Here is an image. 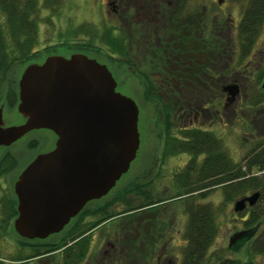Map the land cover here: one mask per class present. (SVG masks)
I'll return each mask as SVG.
<instances>
[{
    "label": "rangeland",
    "instance_id": "obj_1",
    "mask_svg": "<svg viewBox=\"0 0 264 264\" xmlns=\"http://www.w3.org/2000/svg\"><path fill=\"white\" fill-rule=\"evenodd\" d=\"M199 1L202 3L204 16L209 20H218L219 23L232 24L233 28L235 27L232 28V34L237 43L240 37L237 25L242 11L245 9L246 2L244 0H222L220 3L217 0ZM170 3L171 7L165 8L168 11L170 10L172 15L174 12L181 10V7L185 4L188 5V7L186 5L187 8L193 7V9L187 11L188 23L190 13L192 15V13L197 12V0L194 2L190 0L186 2L170 1ZM174 6L177 7V10H174ZM34 20L37 30V43L32 49L33 59L24 64H17L16 62L8 64L9 70L7 72L11 73V79L15 83L27 64H39L49 55L68 57L72 54H81L104 65L116 82L115 91L130 98L138 109L139 147L135 159L115 186L104 197L90 203L86 211L89 212L98 206H106L107 202L113 201L117 195L121 194L123 196L122 203L113 207L112 212H120L129 207L133 209V207L148 204V201H154V199L162 201L155 208L146 209L142 211L143 213L140 212L142 214L139 216L130 217L129 213L131 212L125 214L122 212L121 215L114 216L106 223L99 224L90 233L87 257L81 264H113L116 259H120L119 263L121 264H178L185 244L183 233L187 218L184 212L185 203L174 198L177 189H179L176 188L174 176L178 175L176 173L181 172L180 168L190 163L191 156L182 153L175 154L176 156L167 154L168 157L161 163L162 165L160 164L158 168L155 167L159 163L156 162L157 157L164 155L162 149L164 139L161 135L163 133L162 125L159 124L161 103L156 100L148 101L144 98L142 80L137 76L139 66H131L123 61L127 58L132 59V57L127 56V54L123 56V49L120 47V49L117 48L114 51L108 45L101 43V40L106 38L107 32H110L115 43L118 40L121 41L117 29V16L113 15L111 8L108 6V0H37ZM0 23H4L1 13ZM114 27H116V30ZM130 36L127 38L129 43L133 44L136 41L137 34L133 33ZM4 40L8 52L11 50V54H14L13 45L10 44L7 35ZM235 47V53L233 51L234 54L229 51L224 53L220 63L216 62V67H220L221 87L235 80L239 85L240 93L235 102L226 109H222L224 100L221 97L220 120H215L214 133L221 137L223 150L233 159V162L242 166L243 171H246V160L244 159L264 148V91L260 89V79L264 75V18L249 56L247 58L239 57L242 49L238 45ZM0 61L3 63L4 59ZM3 68L5 67L1 66L2 70ZM166 88L163 86L162 90L166 92ZM2 90L3 88L0 89V95L3 93ZM193 97L194 101L198 98L200 102L204 101L207 109L212 110L211 92L208 95L200 94L193 95ZM183 100L182 97L174 100L178 108L185 106ZM10 106L4 109L2 113V121L5 125H13L20 121V116L16 112V101H13ZM209 123H212V120ZM212 124L210 127H212ZM172 133L174 135L177 132ZM53 138L54 135L50 131L40 129L29 132L10 148L0 149V155L3 151H8L12 155V159L5 156L0 162V227L6 225L4 229H0V258L6 264H21L22 261L14 260L23 259L33 254L31 250L21 246L20 242L26 239L16 235L12 228L13 219L16 217L11 216L13 206L16 207L13 184L27 159V154L24 153L22 147L29 140H34L36 146L30 150L28 156V158H33L36 154L45 153L51 148ZM137 174L143 176L136 178ZM249 176H255L264 189V172H258L254 169ZM135 183L145 184V186L152 185L154 189H134L132 187ZM125 185H129L130 189H121ZM132 189L135 191H132ZM146 190L151 195L150 200L143 197ZM137 191L141 192V196L135 194ZM254 192L248 191L244 196H249ZM194 198V204L207 205L218 210V212L215 211L217 213L215 215L218 231L207 253L210 262L229 258L241 262L250 261L251 264H264V250L262 247L264 246V192L256 203L249 208L250 211L241 212L240 215L232 212L233 203L239 198L233 200V202L223 203L224 194L221 188L210 190L203 199L196 200L195 196ZM251 210L256 213H263L259 218V228L256 230L258 232L254 237V244H247L234 253L228 251L229 237L242 229L249 228L243 223V220H247ZM146 216L153 227L149 228L150 235L146 237L140 235V238H146L148 242H144L147 245L143 244L139 247L137 243L136 249L138 252L134 251L135 248L126 250L127 246L125 247L120 243L123 244L124 241L129 243L130 239L137 238L138 225H141L144 231L147 230L149 223L144 229L146 222L140 220V218ZM11 217L13 218L9 223L5 221L8 218L10 220ZM97 217L93 215L86 217L83 221V227L95 222L98 219ZM154 228L160 229L158 232L160 234L154 232ZM114 232H116V238L120 239V243L116 244H120L124 248L120 249L118 245L119 248L116 246L117 251L104 254V249L107 248L105 247V241L106 239H114ZM61 237H63L62 231L42 241L53 244L58 242ZM151 240L152 242H150ZM57 259L63 264L60 253L55 251L29 258L26 260V264H58Z\"/></svg>",
    "mask_w": 264,
    "mask_h": 264
},
{
    "label": "water",
    "instance_id": "obj_2",
    "mask_svg": "<svg viewBox=\"0 0 264 264\" xmlns=\"http://www.w3.org/2000/svg\"><path fill=\"white\" fill-rule=\"evenodd\" d=\"M107 68L81 54L48 56L30 63L17 81L18 126L3 127L0 110V147L27 132L48 130L54 148L37 155L13 184L16 217L12 228L28 241L61 232L91 201L104 197L124 175L139 147L138 109L115 91ZM264 91V77L260 84ZM225 106L238 94L236 84L222 88ZM259 192L239 198L233 212L253 206ZM234 233L228 249L237 251L256 231Z\"/></svg>",
    "mask_w": 264,
    "mask_h": 264
},
{
    "label": "trees",
    "instance_id": "obj_3",
    "mask_svg": "<svg viewBox=\"0 0 264 264\" xmlns=\"http://www.w3.org/2000/svg\"><path fill=\"white\" fill-rule=\"evenodd\" d=\"M190 1L194 2L196 0ZM244 1L246 2V6L242 11V20L239 24L238 30L240 37L237 40V45L241 47V53L243 54L252 49L257 33L260 29V25L264 18V0ZM36 2L37 0H0V13L4 20L3 24L0 23V60L4 59L3 63L0 61V81L2 82L5 80L6 70L3 68V71L1 66L3 67L4 64H6V61L7 63L9 62L11 64L14 62L17 64H24L26 62H30L34 57L32 49L37 43V30L34 20L36 13ZM190 9L191 7L189 10ZM173 16L178 17V21H180V17L178 15L173 14ZM191 19L192 15L190 13V19L188 23L189 30H191V27L198 26V22H190ZM210 21L211 19L209 20L207 17H205V26L209 25L211 23ZM4 34L7 35L10 44L13 45V50L15 52L14 54H11V50L8 52L7 44L4 40L6 35L4 36ZM109 34L110 32L106 33V38H103L101 43L108 45L111 47V49L116 51L117 48L120 47L119 40L115 43L112 40L111 34ZM171 45L174 46L173 51L177 54L172 56V62L175 64V66L178 65L177 67H182V64H179L180 59L174 61V58L177 57L178 59V56L181 58V56H183L182 52L186 51V53L188 52L189 54H197L198 52L194 48L196 47V44L193 43L191 39H188L187 41L184 38H179L174 42H171ZM169 47L171 48V46ZM214 49L213 39L206 38L205 44L203 45V48L199 49V52L203 53L205 58H207L209 55H212ZM156 53V61L151 64L147 63L146 65H142L141 70V67L138 68L137 76L142 80L144 87V98L148 101L156 100L157 102L161 103L159 110L161 119L159 124L161 123L162 125L163 133L161 135L164 139L162 147L164 155H175L182 153L191 156V161L187 165V168L182 173L174 176L175 184L179 187L174 198H177V200L185 203L184 212L186 213L187 218L183 233L185 244L182 248L181 258L178 264H251L250 261L241 262L239 260L229 258L219 259L216 262L209 261V258L207 257L208 249L211 246L218 231V225L216 222L217 213H215V211L218 212V210L207 205L202 206L198 203L194 204V196L196 197V200L203 199L206 197L207 192L212 190L207 188L219 185L224 194L225 201L223 200V203L233 202V200L237 198L245 197L244 195L248 191L259 192V197H261L264 192L263 187L260 186L261 183L255 176H249V174H251V171L254 169L258 172H264V148L250 154V157H246L248 159H244L246 160V171H243V167L233 162V159L223 150V141H221V138L220 141L218 140L215 142V144H213V142H210L211 136L208 135V133L202 134L197 131H190L186 133V135H182L181 132L180 134L184 139L183 141L176 139L175 137H171L169 118L167 117V99L165 100L159 96L157 92L159 89L162 90L163 86L166 87L167 81L162 77L173 76V82L176 84L177 82H181V79L178 77V75H181V72L180 70H169L172 65L165 63V58L161 55V49H157ZM146 70L149 72H158L162 74V77L157 82H154L146 74ZM12 83L15 86V82L13 80ZM15 93L16 92H14V95ZM201 156L204 157L203 160H201ZM217 175H219V177L216 178L215 176ZM133 190L134 189H132V191ZM135 194H139L141 196V192L139 191L135 192ZM121 195H118L113 201L107 202V204H105L106 206H98L99 208H96L92 211L90 210V212H87L85 209L80 217H77L78 219L76 218V220L71 221L69 225L64 227L62 230L63 237H61V239L56 243L47 244L42 240H22L23 242H20L21 246L31 250L33 254L29 257L16 259L14 261L20 260L22 261L21 264H26V260L29 258H34L46 253L58 251L63 264H81L87 257L88 246L90 244V233L99 224L114 218V216L119 214L121 215L122 212L123 214L131 212L129 213L130 217L135 215L139 216L143 213L142 211H145L149 208H155L158 203L162 202L159 199H154V201H148V204L145 203V205L133 207V209L132 207H129L121 210L120 212H112L111 209L116 203H122L123 196ZM143 197L144 199L150 200L151 195L149 194V191H144ZM11 211V216H16L15 206H13ZM89 215L98 216V219L90 225L83 227V221L85 220V217H88ZM262 215L263 213H256L251 210L247 220H244L243 223L248 227H252V225L257 224L260 221L259 218ZM13 217H11L10 220L8 218L5 221L9 223ZM140 219L145 220L147 226L149 223L148 219L146 217H142ZM1 222L3 223V221ZM5 226L0 227V229H4ZM148 226L149 228L153 227V224L149 223ZM149 228L148 232H144L141 226H137V229L141 232L140 235L144 237L150 235ZM159 231L160 229L154 228V232L158 233ZM144 237L130 239L129 243L124 241L123 244H121L125 245V247L127 246L125 248L126 250L130 248L136 249L137 243L139 242H143V244L147 245V243L144 242L147 241V239ZM150 242H152V240ZM262 247L264 250V246ZM120 261V259H116L114 260L113 264H121L119 263ZM0 264L6 263H4L0 258ZM58 264H61L60 260H58Z\"/></svg>",
    "mask_w": 264,
    "mask_h": 264
},
{
    "label": "flooded vegetation",
    "instance_id": "obj_4",
    "mask_svg": "<svg viewBox=\"0 0 264 264\" xmlns=\"http://www.w3.org/2000/svg\"><path fill=\"white\" fill-rule=\"evenodd\" d=\"M170 1L186 2L188 0H108V6L111 8L113 15L117 16V21H116L118 23L117 29L121 37V41L119 42V44H120V48L123 49L122 50L123 56L127 54V56L132 57V59L127 58L126 60H123V61L130 65H136L139 67H141L142 65H146L147 63L151 64L157 60L156 50L161 49V55L165 58L164 59L165 63L172 65V67H170L169 70L170 71L180 70L181 72V75L180 76L178 75V77L181 79V82H177L175 84L173 82V76L162 77V74L158 72H155V71L149 72L148 70H146V74L154 82L155 81L157 82L158 80H160L161 77L166 79L167 81L166 82V87H167L166 92L159 89L157 93L159 96H161L165 100L167 99V102H166V104L168 105L167 106L168 107L167 117L169 118V124H170L169 125L170 134H171L170 136L183 141L184 139L182 135H186V133L190 131L191 132L197 131L202 134L208 133V135L211 136L210 142H213V144H215V142L218 140L220 141V138H221L217 134L214 133L215 120H220V117H219L220 99L221 97H223L224 104H223L222 109H226L230 104L235 102V99L239 96V93H240L239 85L237 84L235 80H232L230 81V83H227L226 85L236 84L238 87V94L234 98V101L232 103L225 106V102H226L225 100H226L227 94L226 92L222 91V88L226 85H222L221 87L220 67L218 68L216 67L217 65L216 62L220 63L221 57H223L224 53H226L227 51L231 53L233 52L235 53V50H236L235 46L237 45V43L234 40V37L232 34L233 25L219 23L218 20L211 19L210 21L211 23L205 26L204 24L205 16L203 12L204 10H203V7L201 6L202 3L199 0H197V7H196L197 12L192 13V19H193L192 21L198 22V26L191 27L190 28L191 30H189L188 24H187L188 23L187 20L189 17L187 13V11H189V8H187L188 5L185 4L184 6L181 7V10H178V12H174V14L180 17L179 18L180 25H179L178 17H174L171 14L170 10L168 11V9H166L168 7L169 8L171 7ZM217 1L218 3H220L222 0H217ZM191 9H193V7ZM174 10H177L176 6H174ZM241 20H242V14H241L240 20L237 25L238 27L237 30H239V24ZM114 28L116 30V27ZM133 33L137 34V38H136V41L133 44H131L129 43V39L127 37ZM179 38H184L187 41L188 39H191L192 42L196 44V47L194 48L198 51L197 54H194V53L189 54L188 52L186 53L185 51V52H182L183 56H181V58L179 56H178V59L177 57L174 58V61L175 60L177 61L180 59L179 64L181 63L182 67H177L178 65L175 66V64L172 62V56L177 55V54L174 53L173 51L174 46L171 45V42H174L175 40ZM206 38L213 39V46L215 48L212 55H209L207 58H205L203 53L199 52V49L203 48ZM169 46H171V48ZM251 51L252 49L248 51L247 53L246 52L244 54L240 53L239 57L247 58L249 56V52ZM49 56H53V55H49ZM68 57H65V58H68ZM8 64L9 62L7 63V61H6V64H4V67L6 68L5 69L6 70L5 80L3 82L0 81V89L3 88L2 90L3 93H1L0 95L1 115L4 109L8 108L10 105H12L13 101H15V96H16V105L18 103V100H17V81L18 80L16 81L15 86H14V84L12 83L11 75H10L11 73L7 72L9 70ZM263 77L264 75L261 76L260 84H261ZM14 92H16L15 95H14ZM210 92H211V98H212L211 102L213 103L211 111L207 109L206 105H204V101L200 102V100H198L199 98L196 99L195 101L193 100V98L195 97V96L193 97V95H200V94L208 95V93ZM180 97L184 99L183 102L185 103V106H180L178 108L174 100H177V98H180ZM210 120H212L213 124L209 123ZM23 123H24V119L20 116V121L18 123L13 124V125H5L3 123V127L18 126ZM180 124H182L183 126H181ZM211 124H212V127H210ZM32 131H36V130H32ZM174 131H176L177 133L172 135L173 134L172 132ZM29 132H27L24 136H22L21 138H19L18 140L10 144L9 146L0 147V149L6 150L7 148H10L17 141L24 138ZM181 132H182V135L180 134ZM55 140H56V136L54 135L52 147L49 148L46 152L54 148ZM35 146H36V142H34V140L31 139L27 142V144H25L22 147V149L24 150V153L27 154V159H26L25 164L22 167V170L37 155L42 154V153H39L33 156V158L31 157L28 158L30 150L35 148ZM5 156H9L12 159V155L8 151H3V153L0 155V162L3 160L2 158ZM167 157L168 155H162V156L160 155L159 157H157L156 162L158 161L159 163L158 164L156 163L157 165H155V167L156 168L160 167V164L164 162ZM200 158L201 160L204 159L203 156H201ZM186 168H187V164H185L182 168H180L181 172H178L176 174L182 173ZM138 176L140 177L141 175L137 174L136 178H139ZM215 177L217 178L219 177V175ZM132 188L134 189H154L152 185L145 186V184L142 185L138 183H135V185ZM165 188L168 189L167 186H165ZM176 188H179L178 185H176ZM219 188H220L219 185H215L207 189H219ZM121 189H130V186L125 185ZM259 196H260V193H259ZM93 202L95 201H91L85 204V206L80 210V212L74 218L70 219L67 225H69L71 221L76 220L77 217L79 218L80 215L84 212V210L88 208V205ZM119 204L121 203L120 202L116 203L113 207H116ZM251 207L246 206L241 212L250 211L249 208ZM96 208H99V207H95L92 210H95ZM232 212H233V208H232ZM241 212H237V213L233 212V213L240 215ZM106 222L107 221L103 223H106ZM138 226H141V225H138ZM145 226L146 224L144 225V229L146 228ZM254 226H257L256 230H258L259 223L255 224ZM148 228L146 232H148ZM251 228L253 227L242 229L240 232L250 230ZM257 232L258 231L254 232V234L238 250H240L242 247L246 246L247 244L249 245L254 244L253 243L254 237ZM140 233H141L140 230L136 231L137 238H140ZM116 237H117L116 232H114V239H109V240L106 239L105 247L107 248L104 249V252H105L104 254L110 253V251H117L119 246H120V249H122L123 246L121 247L122 244L120 243V239H117ZM137 238L135 237V239ZM118 242L121 245L116 244ZM138 245L140 247L141 245H143V242H139ZM116 246H118V248ZM134 251L138 252L137 249H134ZM228 251H231V250L228 249ZM237 251H231V252L234 253Z\"/></svg>",
    "mask_w": 264,
    "mask_h": 264
}]
</instances>
